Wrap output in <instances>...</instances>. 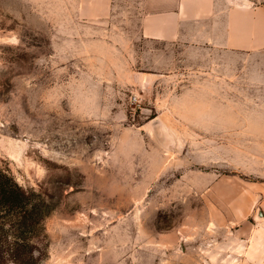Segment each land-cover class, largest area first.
<instances>
[{"label": "rangeland", "instance_id": "obj_1", "mask_svg": "<svg viewBox=\"0 0 264 264\" xmlns=\"http://www.w3.org/2000/svg\"><path fill=\"white\" fill-rule=\"evenodd\" d=\"M254 66L0 0V171L48 206L39 264H264Z\"/></svg>", "mask_w": 264, "mask_h": 264}, {"label": "crops", "instance_id": "obj_2", "mask_svg": "<svg viewBox=\"0 0 264 264\" xmlns=\"http://www.w3.org/2000/svg\"><path fill=\"white\" fill-rule=\"evenodd\" d=\"M73 1L80 19L96 29L130 22L146 42L245 58L255 65L256 83L264 85V0Z\"/></svg>", "mask_w": 264, "mask_h": 264}, {"label": "trees", "instance_id": "obj_3", "mask_svg": "<svg viewBox=\"0 0 264 264\" xmlns=\"http://www.w3.org/2000/svg\"><path fill=\"white\" fill-rule=\"evenodd\" d=\"M0 171V264H39L48 206Z\"/></svg>", "mask_w": 264, "mask_h": 264}, {"label": "water", "instance_id": "obj_4", "mask_svg": "<svg viewBox=\"0 0 264 264\" xmlns=\"http://www.w3.org/2000/svg\"><path fill=\"white\" fill-rule=\"evenodd\" d=\"M153 75L152 74H143V78H144V82L145 84L143 85L144 88H149L150 87V79H152ZM152 125L155 127V128H158L160 127V121L157 119L155 121L152 122Z\"/></svg>", "mask_w": 264, "mask_h": 264}]
</instances>
